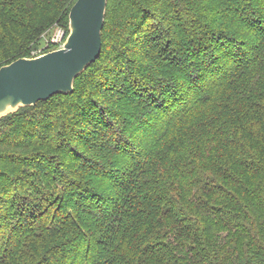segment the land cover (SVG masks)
I'll return each mask as SVG.
<instances>
[{
    "label": "trees",
    "instance_id": "obj_1",
    "mask_svg": "<svg viewBox=\"0 0 264 264\" xmlns=\"http://www.w3.org/2000/svg\"><path fill=\"white\" fill-rule=\"evenodd\" d=\"M75 2L0 0V68ZM0 264H264V0H107L72 93L0 118Z\"/></svg>",
    "mask_w": 264,
    "mask_h": 264
},
{
    "label": "water",
    "instance_id": "obj_2",
    "mask_svg": "<svg viewBox=\"0 0 264 264\" xmlns=\"http://www.w3.org/2000/svg\"><path fill=\"white\" fill-rule=\"evenodd\" d=\"M107 0H76L61 49L0 68V118L54 95L72 93L77 76L100 55Z\"/></svg>",
    "mask_w": 264,
    "mask_h": 264
},
{
    "label": "rangeland",
    "instance_id": "obj_3",
    "mask_svg": "<svg viewBox=\"0 0 264 264\" xmlns=\"http://www.w3.org/2000/svg\"><path fill=\"white\" fill-rule=\"evenodd\" d=\"M61 30V29H60ZM57 32H59V29H53L50 32L46 33L43 38H42V43L40 44V48L37 50V52L35 53L37 56L45 54L47 52H43L42 53V49H44L47 45V42L50 41V39H52L53 37H55V35L57 34ZM49 43V42H48ZM61 49V48H60ZM58 50V49H56ZM54 51V50H53Z\"/></svg>",
    "mask_w": 264,
    "mask_h": 264
},
{
    "label": "built area",
    "instance_id": "obj_4",
    "mask_svg": "<svg viewBox=\"0 0 264 264\" xmlns=\"http://www.w3.org/2000/svg\"><path fill=\"white\" fill-rule=\"evenodd\" d=\"M64 41H65L64 40V32L59 29V32H57L55 37L50 39L49 44L55 46L56 49H60L62 47Z\"/></svg>",
    "mask_w": 264,
    "mask_h": 264
}]
</instances>
